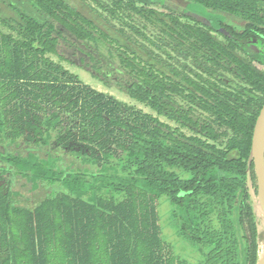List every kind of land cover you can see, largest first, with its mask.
<instances>
[{
    "label": "trees",
    "instance_id": "16d2710c",
    "mask_svg": "<svg viewBox=\"0 0 264 264\" xmlns=\"http://www.w3.org/2000/svg\"><path fill=\"white\" fill-rule=\"evenodd\" d=\"M91 1L96 8L87 5L85 14L67 0H0L7 9L0 23L15 34L0 30V178L18 176L31 191H42L25 205L16 200L20 193L0 191V264H184L164 252L155 223L161 197L173 207L178 235L201 251L199 264H255L264 230L256 228L261 213L250 150L264 105V74L234 54L260 62L251 43L264 44V0H251L256 6L182 0L180 14L134 0ZM122 9L157 29L159 43L127 23ZM103 13L168 60L169 51L182 60L200 59L197 67L214 81L150 52L139 59L122 55L128 71L87 53L93 77L105 86L115 82L157 114L188 122V112L173 101L182 96L225 129L223 148L210 143L219 137L210 124L200 125L202 135H186L79 82L45 57L63 31L80 42L112 46L94 19L104 20ZM188 13L208 24L183 21ZM205 64L233 73L240 84ZM66 156L73 159L62 168Z\"/></svg>",
    "mask_w": 264,
    "mask_h": 264
},
{
    "label": "rangeland",
    "instance_id": "374dc122",
    "mask_svg": "<svg viewBox=\"0 0 264 264\" xmlns=\"http://www.w3.org/2000/svg\"><path fill=\"white\" fill-rule=\"evenodd\" d=\"M67 0L68 3L74 7L82 10L85 14H88L87 5L96 8V4L91 0ZM107 5H111L114 0H100ZM138 6H146L149 8L156 9L158 11L167 12L166 9H172L177 14L184 11L186 3L182 0H134ZM247 4L251 6H256V3L251 0L246 1ZM0 11L2 14L7 12V9L3 4L0 3ZM93 16L92 13H89ZM119 14L124 17V20L137 28L141 33H143L148 39L159 43V38L161 37L157 29L150 26L144 20L140 19L135 14L129 12L126 9L119 11ZM103 19L95 17V22L100 28L109 35L110 41H112V46H104L102 44L92 43V42H80L76 40L66 31H63L61 37H56L55 47L48 52L45 57L53 61L57 66L62 68L73 75L79 82L88 85L92 89L102 92L106 95L114 97L116 100L134 107L137 110L142 111L159 118L162 122L170 125L173 128L180 130L186 135H202L200 133V125L202 123L210 124L213 129L219 134L217 140H210V143L223 148L225 146L227 137L223 136L225 129L214 122V117L206 112H204L200 107L195 104L189 103L182 96L174 95L173 101L178 107H181L188 112L190 121H174L166 118L163 114H157L152 111L147 106L129 98L125 93L120 91L115 82H111L110 86H105L99 80L93 77L90 71V63L87 58V53H100L103 55L104 60L111 63L114 68H119L121 70H126L122 66L121 57L126 54L130 58H144L146 53H153L157 56V59L164 64L173 65L176 68H181V64H186L191 71L187 73L191 76L196 74L202 75L204 78L214 81L209 74H206L202 69L197 67L200 63V59L194 60L190 57L188 60H182L179 57H175V54L169 51V48H165L172 55L173 59H167L164 52L158 50L155 46L151 45L148 41L144 40L142 36L133 33L129 28L120 24L117 20L112 19L108 14L103 13ZM187 18H182L183 21L189 23H197L199 25H207L208 23L201 17L192 14H187ZM0 30L4 33H12L6 27L0 23ZM122 31V34L119 32ZM14 36L15 34L12 33ZM213 36L225 45L224 38L218 33L213 32ZM254 51L257 52L258 61H252L250 58L244 56L241 53L235 52L234 59L243 60L248 62L250 65L254 66L256 71L264 74V44L259 41H253L251 43ZM127 47V48H126ZM207 68L215 71L217 74L222 75L229 82L240 84L233 73L224 70L223 68H215L210 64H205ZM222 87V85H220ZM230 135L229 132H227ZM25 151L30 150L28 146H23ZM46 150L47 147L39 149V153H43L42 150ZM72 156H66L61 162V167L65 168L68 163L72 160ZM79 167V165H77ZM7 189L20 193L19 197H16L19 204H27L28 202H35L37 196H39L42 191H31L30 184H28L24 179L14 176L11 174L3 175L0 178V191L5 192ZM121 200V198H119ZM173 207L166 197H161L155 201V223L158 227L160 238L163 242L164 252L172 257L176 263L184 264H199L202 261V254L199 248L185 239L180 237L177 233L173 218H172ZM261 213V212H260ZM261 216V214H260ZM262 217V216H261ZM261 217H258L256 221L257 232L264 230V221ZM245 231L248 238L251 237L250 225L245 220L244 222ZM264 250V242L259 244L256 248V258L257 260L262 256ZM240 254V253H239Z\"/></svg>",
    "mask_w": 264,
    "mask_h": 264
},
{
    "label": "water",
    "instance_id": "95a60500",
    "mask_svg": "<svg viewBox=\"0 0 264 264\" xmlns=\"http://www.w3.org/2000/svg\"><path fill=\"white\" fill-rule=\"evenodd\" d=\"M250 161L256 178V199L264 221V105L259 112L253 129ZM255 264H264V253Z\"/></svg>",
    "mask_w": 264,
    "mask_h": 264
},
{
    "label": "bare ground",
    "instance_id": "6f19581e",
    "mask_svg": "<svg viewBox=\"0 0 264 264\" xmlns=\"http://www.w3.org/2000/svg\"><path fill=\"white\" fill-rule=\"evenodd\" d=\"M262 238V237H261Z\"/></svg>",
    "mask_w": 264,
    "mask_h": 264
}]
</instances>
